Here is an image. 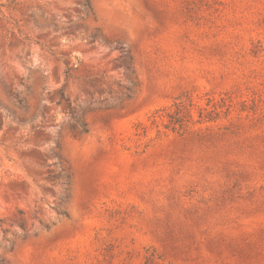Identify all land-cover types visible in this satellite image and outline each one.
Listing matches in <instances>:
<instances>
[{
	"label": "rangeland",
	"instance_id": "rangeland-1",
	"mask_svg": "<svg viewBox=\"0 0 264 264\" xmlns=\"http://www.w3.org/2000/svg\"><path fill=\"white\" fill-rule=\"evenodd\" d=\"M0 260L264 264V0H0Z\"/></svg>",
	"mask_w": 264,
	"mask_h": 264
},
{
	"label": "trees",
	"instance_id": "trees-1",
	"mask_svg": "<svg viewBox=\"0 0 264 264\" xmlns=\"http://www.w3.org/2000/svg\"><path fill=\"white\" fill-rule=\"evenodd\" d=\"M125 52L121 50V59H123ZM132 64V57H129ZM124 63V61H123ZM125 65V63H124ZM66 80L72 76V68H70L69 63H66ZM127 70L131 71V67L125 65ZM139 82L136 79L134 82L130 83V86L126 88L129 92L127 95L130 98V93L136 87H138ZM208 95V94H207ZM62 101H65L68 105L69 113L72 115L73 108L69 99H66L64 93H61ZM233 103V98L228 93L222 95L220 99H216L213 96L207 98L205 107H198L194 101L193 93L184 92L174 98L173 102L166 107L156 110L152 117L159 118L162 121V129L158 130V136L163 135L167 132H171L178 135H183L187 132L188 128L195 123L202 124L204 122H216L222 117H227L229 114ZM197 111L198 119L195 121V114ZM81 132H87V124L82 123ZM138 128L145 131V127H142L141 124L138 125ZM65 214V213H63ZM0 264H5L3 260H0Z\"/></svg>",
	"mask_w": 264,
	"mask_h": 264
}]
</instances>
